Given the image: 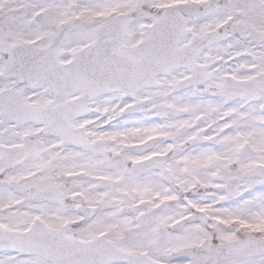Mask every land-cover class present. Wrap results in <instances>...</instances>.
Instances as JSON below:
<instances>
[{
  "label": "snow or ice",
  "instance_id": "1",
  "mask_svg": "<svg viewBox=\"0 0 264 264\" xmlns=\"http://www.w3.org/2000/svg\"><path fill=\"white\" fill-rule=\"evenodd\" d=\"M0 264H264V0H0Z\"/></svg>",
  "mask_w": 264,
  "mask_h": 264
}]
</instances>
